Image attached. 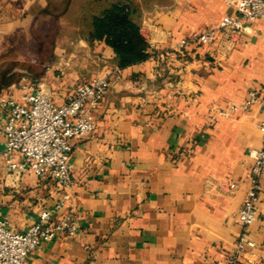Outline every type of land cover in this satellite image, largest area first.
Wrapping results in <instances>:
<instances>
[{
    "label": "crops",
    "instance_id": "1",
    "mask_svg": "<svg viewBox=\"0 0 264 264\" xmlns=\"http://www.w3.org/2000/svg\"><path fill=\"white\" fill-rule=\"evenodd\" d=\"M112 1L0 0V70L17 63L6 53L19 39L51 47L0 86V102L19 98L23 82L61 104L81 81H109L93 131L74 141L73 186L56 213L71 211L77 231L41 241L23 264H226L250 187L248 152L262 142L260 101L242 105L250 90L264 97V16L233 47L218 35L178 51V40L231 13L224 1L137 0L149 56L120 67L109 45L82 34ZM6 116L0 105V127ZM4 140L0 132V150ZM4 164L0 154V218L24 231L61 192L48 176ZM257 211L241 264H264V171Z\"/></svg>",
    "mask_w": 264,
    "mask_h": 264
},
{
    "label": "built area",
    "instance_id": "2",
    "mask_svg": "<svg viewBox=\"0 0 264 264\" xmlns=\"http://www.w3.org/2000/svg\"><path fill=\"white\" fill-rule=\"evenodd\" d=\"M231 13L226 14L215 27L181 38L175 49L216 41L218 35L227 39L228 47L239 44L248 24L264 16V0H223ZM19 98L9 96L0 102L7 111L0 132L5 140L0 154L8 173L19 175L30 172L38 177L48 176L57 184L61 199L50 208L43 209L38 219L24 231H13L0 218V264H23L41 241L53 239L57 233L74 235L76 223L71 211L56 213L65 206L73 186L70 154L74 141L89 135L94 129L93 110L102 101L109 88L106 77H91L77 84L61 104L54 103L41 89L29 91L27 83L21 85ZM260 101L262 117L259 131L261 146L248 152L252 166L247 174L250 187L246 192L237 219L241 231L227 252L226 264H241L246 253L255 247L249 227L257 218V200L260 178L264 171V97L250 90L242 108ZM17 157V158H16ZM234 182L229 188H235Z\"/></svg>",
    "mask_w": 264,
    "mask_h": 264
},
{
    "label": "trees",
    "instance_id": "3",
    "mask_svg": "<svg viewBox=\"0 0 264 264\" xmlns=\"http://www.w3.org/2000/svg\"><path fill=\"white\" fill-rule=\"evenodd\" d=\"M141 15L137 0H113L94 15L91 29L83 30L82 34L87 35L86 40H103L112 48L117 64L120 67L128 66L149 56V45L140 33ZM38 46L46 54V46ZM15 66V63H11L0 70V86L23 74H17Z\"/></svg>",
    "mask_w": 264,
    "mask_h": 264
},
{
    "label": "rangeland",
    "instance_id": "4",
    "mask_svg": "<svg viewBox=\"0 0 264 264\" xmlns=\"http://www.w3.org/2000/svg\"><path fill=\"white\" fill-rule=\"evenodd\" d=\"M20 40V41H19ZM18 40V45H16L13 49L9 48V52L6 53V57L8 59H16V66L15 68L17 69V74L20 72H23L26 64V60L31 56V58L35 57L36 54L39 55L40 53V48L38 45H25L24 41L19 39ZM46 49V55L48 54L49 56L51 53L49 52L51 47H44ZM3 64V63H1Z\"/></svg>",
    "mask_w": 264,
    "mask_h": 264
}]
</instances>
